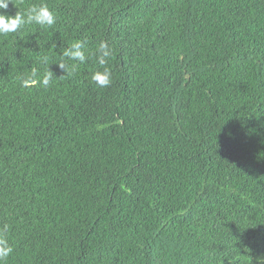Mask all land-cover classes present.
<instances>
[{
    "label": "trees",
    "instance_id": "1",
    "mask_svg": "<svg viewBox=\"0 0 264 264\" xmlns=\"http://www.w3.org/2000/svg\"><path fill=\"white\" fill-rule=\"evenodd\" d=\"M33 4L56 23L0 36L3 264H257L264 0H12L6 12ZM76 41L84 63L62 56ZM101 41L107 87L91 80ZM34 68L48 88L21 86Z\"/></svg>",
    "mask_w": 264,
    "mask_h": 264
},
{
    "label": "clouds",
    "instance_id": "2",
    "mask_svg": "<svg viewBox=\"0 0 264 264\" xmlns=\"http://www.w3.org/2000/svg\"><path fill=\"white\" fill-rule=\"evenodd\" d=\"M12 0H0V36H6L10 33H16L25 25L36 24L43 27H50L56 23L57 17L54 10L50 9L47 4H33L23 12L20 10L13 16L6 12ZM86 41H76L72 43L63 53L62 56L79 63H84L89 58L86 56ZM100 66L98 70L91 74V80L98 87H107L111 83V71L106 66L112 55V49L106 41H101L93 54ZM45 63L47 58H45ZM61 69L66 70V74L71 76L76 70V65H72V71H69L68 65L61 62ZM52 82V76L49 73L41 74L34 68L30 75L21 78L22 87H30L38 83L42 88H48ZM6 230H0V264L11 254L12 247L7 237L3 234ZM257 264H264V257H257Z\"/></svg>",
    "mask_w": 264,
    "mask_h": 264
}]
</instances>
